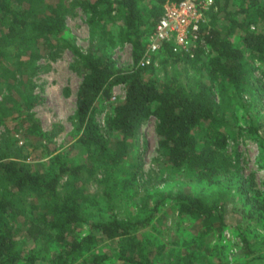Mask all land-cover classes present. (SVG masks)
<instances>
[{
  "label": "trees",
  "instance_id": "obj_1",
  "mask_svg": "<svg viewBox=\"0 0 264 264\" xmlns=\"http://www.w3.org/2000/svg\"><path fill=\"white\" fill-rule=\"evenodd\" d=\"M78 1L103 30L84 51L60 34L62 0H0V64L4 59L33 67L42 48L64 41L82 74L74 110L75 158L58 151L45 169H32L14 152L9 135L0 143V264H214V259L216 264H264V176L260 187L243 184L242 178L236 188L239 210L250 217L236 224L228 214L235 194L229 183L219 182L230 173L224 149L236 131L232 115L238 107L250 113L244 97L253 92L248 59L264 68V0H215L202 27L206 47L198 45L192 56L168 46L157 51L199 71L189 84L175 76L160 78L152 59L139 63L165 0ZM105 32L108 43H131V67L117 66L105 48ZM116 84H123L125 93L106 118L110 142L94 111ZM150 116L168 167L205 182L204 187L140 194L128 156L137 127ZM17 118L40 129L30 112L18 110ZM259 126L249 116L245 130L259 137ZM260 145L264 166L263 138ZM96 174L98 195L86 188ZM166 205L196 221L197 230L167 241L149 231ZM228 229L238 235L239 257L228 256Z\"/></svg>",
  "mask_w": 264,
  "mask_h": 264
},
{
  "label": "rangeland",
  "instance_id": "obj_2",
  "mask_svg": "<svg viewBox=\"0 0 264 264\" xmlns=\"http://www.w3.org/2000/svg\"><path fill=\"white\" fill-rule=\"evenodd\" d=\"M62 3L65 28L60 34L84 51L90 38L98 40V35L103 32L101 22H90L89 13L78 0H62ZM111 27L109 30L113 35L116 34L115 28ZM107 36L105 32V38ZM107 39H104L105 48L117 66L131 67L133 64L131 43L129 41L108 43ZM152 61L160 78L175 76L183 83L189 84L199 75V71L181 58L168 57L161 51L152 55ZM248 61V77L253 85V92L247 93L244 97L250 113L245 112V108L238 107L232 115L231 123L236 131L234 136L228 138L224 149L228 155L230 173L222 175L219 180L220 183H229L230 192L235 194L232 195L228 207L229 220L232 224L242 220L248 221L250 218H243L239 210L241 199L238 198L239 192L236 188L243 183L242 178L243 184L260 187L264 176L260 145V138L264 140V68L256 59ZM30 67L25 63H15L14 60L7 62L1 60L0 113L3 120L0 121V143L3 145L4 137L9 135L10 146L14 152L32 169L43 170L47 166L48 157L55 152L61 151L70 158H75L78 154L74 110L76 91L82 74L79 59L64 41L50 49L42 48L34 66ZM124 93V85L116 84L109 98L99 99L95 104V122L100 132L110 142L113 138L108 133L106 118L113 114L115 102L121 99ZM18 110L32 113L40 129L28 128L17 118ZM249 116L259 122V137L245 130ZM131 141L128 164L132 170H136V188L140 194L155 188L168 190L181 186L190 191L205 186V182L173 172L168 167L157 145L156 119L153 116L141 122ZM98 178L99 174H96L86 182L87 190L96 195L100 193ZM94 212L100 211L95 208ZM161 216L157 227L148 229L161 240H171L175 235L182 238L197 230L196 221L181 216L170 205L164 207ZM225 234L229 241V258L239 257L238 254L242 250L238 235L234 229H228ZM107 244L105 243V247H110ZM213 263L216 264L215 259Z\"/></svg>",
  "mask_w": 264,
  "mask_h": 264
},
{
  "label": "built area",
  "instance_id": "obj_3",
  "mask_svg": "<svg viewBox=\"0 0 264 264\" xmlns=\"http://www.w3.org/2000/svg\"><path fill=\"white\" fill-rule=\"evenodd\" d=\"M214 3L215 0L165 1L162 12L148 35L139 63L141 65L149 63L152 55L163 46L191 56L198 45L206 47L202 27L206 24L207 12Z\"/></svg>",
  "mask_w": 264,
  "mask_h": 264
}]
</instances>
